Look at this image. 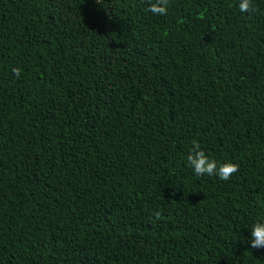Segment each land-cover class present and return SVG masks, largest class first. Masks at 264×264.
<instances>
[{
    "label": "trees",
    "instance_id": "trees-1",
    "mask_svg": "<svg viewBox=\"0 0 264 264\" xmlns=\"http://www.w3.org/2000/svg\"><path fill=\"white\" fill-rule=\"evenodd\" d=\"M239 3L0 0V264H264V0ZM193 140L239 170L195 175Z\"/></svg>",
    "mask_w": 264,
    "mask_h": 264
},
{
    "label": "clouds",
    "instance_id": "clouds-1",
    "mask_svg": "<svg viewBox=\"0 0 264 264\" xmlns=\"http://www.w3.org/2000/svg\"><path fill=\"white\" fill-rule=\"evenodd\" d=\"M241 12H248L252 9V0H240L238 5ZM153 15L164 16L168 14L169 0H149V7L146 9ZM13 73L20 75L19 68H13ZM187 165L197 176H216L222 181H227L239 170V165L231 161L217 163L202 149L200 143L192 141V147L186 157ZM158 216L159 213H156ZM251 229V247L264 248V220L256 221Z\"/></svg>",
    "mask_w": 264,
    "mask_h": 264
}]
</instances>
